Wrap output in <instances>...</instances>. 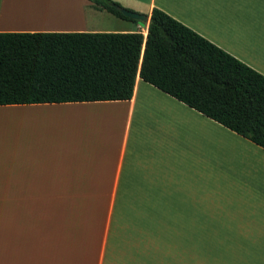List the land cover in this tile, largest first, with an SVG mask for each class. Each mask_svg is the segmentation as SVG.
<instances>
[{
    "label": "crops",
    "instance_id": "crops-1",
    "mask_svg": "<svg viewBox=\"0 0 264 264\" xmlns=\"http://www.w3.org/2000/svg\"><path fill=\"white\" fill-rule=\"evenodd\" d=\"M113 1L264 75V0ZM140 27L91 0H0V31ZM0 264H264V149L138 75L126 100L0 104Z\"/></svg>",
    "mask_w": 264,
    "mask_h": 264
},
{
    "label": "trees",
    "instance_id": "trees-1",
    "mask_svg": "<svg viewBox=\"0 0 264 264\" xmlns=\"http://www.w3.org/2000/svg\"><path fill=\"white\" fill-rule=\"evenodd\" d=\"M137 75L264 149V75L159 8L145 35L0 31V104L126 100Z\"/></svg>",
    "mask_w": 264,
    "mask_h": 264
},
{
    "label": "bare ground",
    "instance_id": "bare-ground-1",
    "mask_svg": "<svg viewBox=\"0 0 264 264\" xmlns=\"http://www.w3.org/2000/svg\"><path fill=\"white\" fill-rule=\"evenodd\" d=\"M29 2H31V0H29ZM52 4H53V2L52 3L51 2H47V3L43 2V3H40L38 8L36 7V9H34L35 7L32 6V4H28L27 6H24V8L21 9V10H20V7L18 5L17 7H11V9H8V11H13V10L17 11V10H19V11L23 12V14H25V15L26 14L27 15L36 14L39 11L42 13V11H45V10L49 9L52 6ZM9 6H11V5H9ZM41 15H39L38 17H40Z\"/></svg>",
    "mask_w": 264,
    "mask_h": 264
},
{
    "label": "water",
    "instance_id": "water-1",
    "mask_svg": "<svg viewBox=\"0 0 264 264\" xmlns=\"http://www.w3.org/2000/svg\"><path fill=\"white\" fill-rule=\"evenodd\" d=\"M119 10L126 17L136 20L141 26H145L146 22L148 21V17L144 13H140V12L128 9V8H124V7L119 8Z\"/></svg>",
    "mask_w": 264,
    "mask_h": 264
},
{
    "label": "rangeland",
    "instance_id": "rangeland-1",
    "mask_svg": "<svg viewBox=\"0 0 264 264\" xmlns=\"http://www.w3.org/2000/svg\"><path fill=\"white\" fill-rule=\"evenodd\" d=\"M129 27H130V26H129ZM136 29H138L139 31H141V32L145 35V33H146V32H145V30H146V26H142V27H140V28H136ZM144 32H145V33H144ZM215 221H216V220H215ZM215 221H213V222L215 223ZM196 247H197V246H195V247H194V246H191V250H192V248H196ZM208 247H210V248L213 249L215 246L212 245V246H207V247H206V250H207L208 254H210ZM211 253L214 254V252H211Z\"/></svg>",
    "mask_w": 264,
    "mask_h": 264
}]
</instances>
